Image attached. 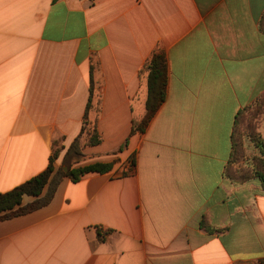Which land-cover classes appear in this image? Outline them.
Wrapping results in <instances>:
<instances>
[{"label": "crops", "instance_id": "obj_1", "mask_svg": "<svg viewBox=\"0 0 264 264\" xmlns=\"http://www.w3.org/2000/svg\"><path fill=\"white\" fill-rule=\"evenodd\" d=\"M158 53L167 97L140 133ZM263 95L264 0H0V193L58 149L55 170L113 165L0 222V264H264V190L227 175ZM89 104L102 143L77 163Z\"/></svg>", "mask_w": 264, "mask_h": 264}, {"label": "trees", "instance_id": "obj_2", "mask_svg": "<svg viewBox=\"0 0 264 264\" xmlns=\"http://www.w3.org/2000/svg\"><path fill=\"white\" fill-rule=\"evenodd\" d=\"M144 73L147 75L148 85L146 102L147 116L142 122H134L133 125V131H139L140 133L145 131L151 119L166 100L169 76L166 55L164 53L155 54L145 66ZM263 109L264 95L255 104L245 108L238 114L232 137V154L229 167L227 168V175L239 184L257 180L264 190V138L256 126H253L251 129H246V133L241 128V122H259L261 113H264L262 112ZM92 113L93 108L89 104L86 110L82 132L68 150V155L75 158L77 163L84 157L82 152L84 137L86 139V146L95 147L102 143V138L97 129V123L89 121ZM245 136H248L259 153L253 160L252 165L248 168H238L237 164L244 155L243 141ZM60 151L61 149H58L53 152L50 165L45 172L8 193H0V222L34 212L49 205L60 183L66 177L72 182L77 183L86 176L109 173L113 169L112 164L95 163L78 168H71L68 172H64L62 169L55 170L54 163L59 158ZM45 189L47 191L43 195ZM24 196L34 197L35 200L23 206Z\"/></svg>", "mask_w": 264, "mask_h": 264}, {"label": "rangeland", "instance_id": "obj_3", "mask_svg": "<svg viewBox=\"0 0 264 264\" xmlns=\"http://www.w3.org/2000/svg\"><path fill=\"white\" fill-rule=\"evenodd\" d=\"M264 112V109L262 110ZM251 116V114H249ZM253 126L258 127L259 132H261L263 138H264V113H261L260 121L259 122H241V128L245 130L244 133H246V129H251ZM243 152L244 155L239 160V163L237 164L238 168H248L250 165H252L253 160L255 159L256 155L259 153L258 149L254 146V144L249 140L248 136H245V139L243 141ZM240 157V156H239ZM73 165V164H72ZM72 165L70 164L69 159H65L63 163V167L59 168L62 169L64 172H68ZM65 168V169H63ZM67 178V177H66Z\"/></svg>", "mask_w": 264, "mask_h": 264}]
</instances>
